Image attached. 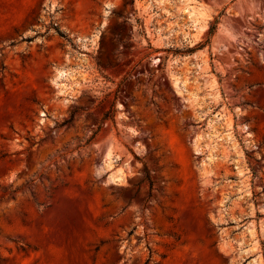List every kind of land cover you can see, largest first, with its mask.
<instances>
[{
    "label": "rangeland",
    "instance_id": "obj_1",
    "mask_svg": "<svg viewBox=\"0 0 264 264\" xmlns=\"http://www.w3.org/2000/svg\"><path fill=\"white\" fill-rule=\"evenodd\" d=\"M0 264H264V0H0Z\"/></svg>",
    "mask_w": 264,
    "mask_h": 264
},
{
    "label": "trees",
    "instance_id": "obj_2",
    "mask_svg": "<svg viewBox=\"0 0 264 264\" xmlns=\"http://www.w3.org/2000/svg\"><path fill=\"white\" fill-rule=\"evenodd\" d=\"M224 13H220V15L215 19V21L211 24L209 30H208V36L211 37L213 36L216 31H217V26L219 23V18L223 15ZM144 180L147 182V184L149 185L150 190L153 189V182L151 180L150 174L148 172L147 167L145 166V178Z\"/></svg>",
    "mask_w": 264,
    "mask_h": 264
},
{
    "label": "bare ground",
    "instance_id": "obj_3",
    "mask_svg": "<svg viewBox=\"0 0 264 264\" xmlns=\"http://www.w3.org/2000/svg\"><path fill=\"white\" fill-rule=\"evenodd\" d=\"M191 1V0H190ZM190 10H191V8H190ZM193 16H194V22L196 23V24H198V22L200 21V19L198 18V14L196 13V10L194 9V8H192V11L190 12ZM199 15H201V14H199ZM199 29H203V27H200ZM179 83V82H178Z\"/></svg>",
    "mask_w": 264,
    "mask_h": 264
}]
</instances>
